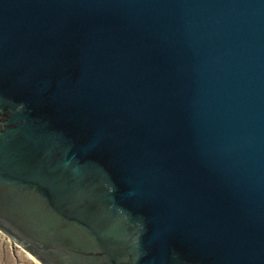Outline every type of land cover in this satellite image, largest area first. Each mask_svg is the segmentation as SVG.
Returning <instances> with one entry per match:
<instances>
[{"label": "water", "instance_id": "1", "mask_svg": "<svg viewBox=\"0 0 264 264\" xmlns=\"http://www.w3.org/2000/svg\"><path fill=\"white\" fill-rule=\"evenodd\" d=\"M0 230L42 264H264V0H0Z\"/></svg>", "mask_w": 264, "mask_h": 264}, {"label": "rangeland", "instance_id": "2", "mask_svg": "<svg viewBox=\"0 0 264 264\" xmlns=\"http://www.w3.org/2000/svg\"><path fill=\"white\" fill-rule=\"evenodd\" d=\"M26 253L23 246L0 230V264H38Z\"/></svg>", "mask_w": 264, "mask_h": 264}, {"label": "bare ground", "instance_id": "3", "mask_svg": "<svg viewBox=\"0 0 264 264\" xmlns=\"http://www.w3.org/2000/svg\"><path fill=\"white\" fill-rule=\"evenodd\" d=\"M26 254H28L29 258H31V259L35 260L36 262H38V264H42V263H41L40 261H38L34 256H32L29 252L26 253Z\"/></svg>", "mask_w": 264, "mask_h": 264}]
</instances>
